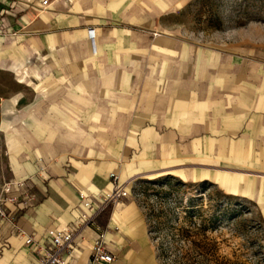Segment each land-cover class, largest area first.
Wrapping results in <instances>:
<instances>
[{
	"label": "crops",
	"instance_id": "crops-1",
	"mask_svg": "<svg viewBox=\"0 0 264 264\" xmlns=\"http://www.w3.org/2000/svg\"><path fill=\"white\" fill-rule=\"evenodd\" d=\"M183 2L0 0V208L22 233L0 218V264H38L25 238L44 245L75 223L79 195L95 200L111 173L211 181L264 215V49L251 36L222 54L160 34ZM16 182L11 203L2 190ZM101 233L111 264H153L134 199L83 232L72 264Z\"/></svg>",
	"mask_w": 264,
	"mask_h": 264
},
{
	"label": "rangeland",
	"instance_id": "rangeland-1",
	"mask_svg": "<svg viewBox=\"0 0 264 264\" xmlns=\"http://www.w3.org/2000/svg\"><path fill=\"white\" fill-rule=\"evenodd\" d=\"M248 11L246 1L242 0H184L180 6L172 8L168 17H162L158 31L160 34L169 31L185 33L189 41L217 47L222 54H229L231 47H245V36L257 39L256 45L260 44L264 49V23L247 21L245 13ZM198 167L191 164L180 170L190 172ZM130 179L133 180L130 185L132 199L147 219L148 230L156 225L154 214L158 210L170 211L172 217L173 213L180 211L176 207L178 201L185 204L189 198L200 197L202 221L216 213L219 206L222 212L226 211L217 223V230L206 233L210 243L207 245L212 243L215 249L205 248L202 264H264V215L252 201L228 195L211 181H203L206 184L201 185V182L185 181L169 174H140ZM163 193H168L165 201L162 200ZM182 221L180 219V223ZM196 222L199 224L200 220ZM148 235L153 264H178L179 249L166 259L158 257L164 234L152 232Z\"/></svg>",
	"mask_w": 264,
	"mask_h": 264
},
{
	"label": "built area",
	"instance_id": "built-area-1",
	"mask_svg": "<svg viewBox=\"0 0 264 264\" xmlns=\"http://www.w3.org/2000/svg\"><path fill=\"white\" fill-rule=\"evenodd\" d=\"M54 0H40L42 9H46ZM5 25H0V34L4 31ZM110 189L99 194L95 200L88 195L81 193V213L75 223L64 228L55 230L47 235V242L44 245L36 244L31 237L24 240L25 245L33 248L39 257L38 264H72L70 254L74 251L76 241L82 238L83 232L96 224L97 219L110 207L132 198V179L121 182L117 175L109 174ZM21 182L8 183L4 186L2 193L5 200L14 203L16 198L14 192L16 188L22 187ZM0 218L5 219L10 224L12 230H18L14 217L9 216L0 208ZM20 234L21 231H19ZM114 258L110 254L105 234L101 233L92 241L91 253L86 264H111Z\"/></svg>",
	"mask_w": 264,
	"mask_h": 264
},
{
	"label": "trees",
	"instance_id": "trees-1",
	"mask_svg": "<svg viewBox=\"0 0 264 264\" xmlns=\"http://www.w3.org/2000/svg\"><path fill=\"white\" fill-rule=\"evenodd\" d=\"M242 1H246L247 9H249L245 13L246 20L264 23V0ZM200 184L205 185L206 183L201 182ZM162 195L164 196L162 200L165 201V196L168 193ZM199 198H189L185 204L178 201L176 207H179L180 211L173 213L172 217H170V211L165 209H160L157 214H154L157 222L154 227L149 228L148 233L165 235L164 242L159 244V258L166 259L169 254L175 253L179 249L180 251L177 252L179 256L176 258L178 264H202V258L206 255L205 248L207 246L215 247L212 243L207 245L210 243L206 233L217 230V223L226 215V211L222 212L221 206H219L216 213L210 214L206 220L202 221V208L198 204ZM220 214L222 216H218ZM180 215L182 216L180 217ZM180 219L183 220L182 223H180ZM196 220H200V223L197 224Z\"/></svg>",
	"mask_w": 264,
	"mask_h": 264
}]
</instances>
